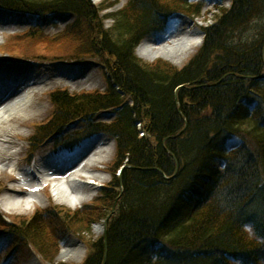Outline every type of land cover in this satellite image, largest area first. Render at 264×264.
I'll return each mask as SVG.
<instances>
[{"label": "trees", "instance_id": "trees-1", "mask_svg": "<svg viewBox=\"0 0 264 264\" xmlns=\"http://www.w3.org/2000/svg\"><path fill=\"white\" fill-rule=\"evenodd\" d=\"M203 6L204 0H130L108 15L115 22L104 28L91 21L98 10L91 0H0L2 8L38 18L29 31L11 35L0 52L47 58L36 54L33 43L39 42L52 56L67 51L111 57L107 90H54L57 110L40 129L49 137L82 119L83 135L62 136L65 147L105 132L117 140V167L126 166L103 188L97 209L58 207L19 219L26 236L0 214V235L12 237L13 247L20 235L50 255L53 234H46L44 220L55 211L80 230L111 213L107 254L103 235L82 264H264V0L219 6L202 28L203 43L182 67L163 60L149 64L136 55L148 33L165 28L169 14L200 15ZM52 12H73L76 20L51 36L39 18ZM110 108L116 112L111 123L95 121L98 111ZM234 137L241 144L230 151Z\"/></svg>", "mask_w": 264, "mask_h": 264}, {"label": "rangeland", "instance_id": "rangeland-1", "mask_svg": "<svg viewBox=\"0 0 264 264\" xmlns=\"http://www.w3.org/2000/svg\"><path fill=\"white\" fill-rule=\"evenodd\" d=\"M91 1L93 5L98 8L96 18L91 17L92 23H100V25H102L104 28H109L114 24L115 20L114 18L109 17L108 13L117 9L119 10L125 8L130 0ZM230 4L231 0H204V7H202L203 9L200 15H195L190 18L183 17L179 14L172 15L169 17V22L167 25L168 27L165 31L152 32L142 40L136 49L137 57L149 64H154L160 60H163L177 67L184 66L204 41L205 32L202 28L214 21V17L219 14V6L229 7ZM103 6H111L112 8L101 10ZM34 17L35 16L31 14L22 12H9L0 9V51L2 47L8 43L12 34L21 33L29 29L34 23ZM42 18L45 33L54 36L55 34L62 31L66 26L72 24L76 17L73 13L69 12H54L44 15ZM179 30H189L190 32L193 31L194 34L191 37L193 41L187 44L185 47V44L183 45L180 43L178 48L173 51V53L164 51L162 47L174 48L177 45V42L179 41L176 40H178L177 36L180 34ZM176 34L178 35L176 36ZM147 43H150L154 50L147 57H143L140 55V52L142 51V47H144L143 45ZM33 45L38 48L35 50V52H37L36 54H40L42 56L47 54L49 56L44 59L35 58L34 61H28L14 58L17 55L11 54L12 52H5V54L8 56H0V65H2L0 67V73L3 72L1 69L5 68L3 67L4 65L11 66L13 64L15 65L17 62L19 65H34L31 66V68L34 70L32 73L33 79H29L30 81H28L31 88L25 89L23 93H20L17 95V97H15L17 100L25 96L29 98L33 94H36L37 97V99L34 100V104L26 114V111L21 112L22 115H25L23 120L26 119V123H24L23 127H19L21 137L16 135L15 138L19 143L18 148L20 149L15 162L21 171L33 170L34 172H37L38 170L36 167H39V165L46 161L47 158L49 159L50 157L54 156L53 151H55L56 147L54 142L56 141L57 135L51 136L44 143L40 142L41 139L45 138V134L40 129V123L43 124L47 122L57 110L51 93L56 89L64 88L68 89V91L72 94L81 93L84 91H106L108 87L107 61L111 60V57L106 53L100 56H96L94 54L88 56L87 54L71 52L70 55L67 53V51L54 52L55 56H52L53 52L45 53V49H43L44 46L39 42H34ZM180 49L181 51L185 50L186 53L184 54L180 51ZM70 65H72L71 71L65 69ZM50 67H53V70L46 71V68ZM34 76H41L44 80V83L41 85L34 84ZM73 76H77V78L71 79ZM125 97L128 102L132 103V98L129 95H125ZM3 103L4 102L0 104ZM0 115H2V113ZM115 117V110L110 108L98 111L95 114V121L111 123ZM20 121L22 120L19 119L16 121V123L3 124L2 127L18 125ZM35 123L39 124L35 125ZM84 128L85 122L82 119H77L69 123L68 126L65 127L64 131L58 135L70 133H78L83 135L82 132ZM22 133H25L26 137H24ZM84 138V141L81 142L79 149H77L75 152L70 153L67 151H62L61 153L57 154V158L69 159L71 161L76 159L79 155L83 156L91 146H94L91 157L89 156L91 154L90 153L84 162L88 161L90 158L91 163L93 160H97L96 163H98V165L96 166V170H94L93 173L98 175L99 178H91V180L94 182L92 184L89 183L90 186L92 185L90 187L91 190H89L86 194L82 192V190L86 188L85 184L76 183L75 188L78 190L77 193L82 198L80 200L81 202H73V204L70 205L57 200L59 190L55 186L56 182H54V184L52 183L53 185L51 189L46 186L45 188H39L32 192L35 196L30 199L35 198V201L29 203L30 205L26 210H10L8 207H11V205H9V200L5 195L4 188L8 185V183L10 184L11 182L2 178L3 169L0 168V214L7 221L11 223L13 222L15 224L14 229L20 232V234L26 236V231L23 223L17 222V220H28L33 218L34 215H40L44 212V210H56L58 207L68 208L71 212H74L89 203H92L94 206L97 200H99L98 204H100L104 197L101 186L104 185L111 187L114 177H121L123 171L122 168L117 167L116 155L118 153V149L116 138L102 132L95 133L94 135L92 134ZM240 144L241 139L234 137V139L229 140L228 149L230 151L234 150ZM214 165L220 168L223 166V162L215 161ZM86 169H90V167H86ZM9 171H11V168ZM89 179L90 177L87 178L86 183H88ZM42 186L43 185H41V187ZM53 190L56 192V194ZM52 192L55 194V196H53ZM94 207L97 209L98 205ZM89 214L93 216L92 212ZM79 215H83V217L86 219H91L90 215H87V212L80 213ZM49 220L54 222L49 224ZM49 220H44V228L46 229V234H53L51 239L52 242L54 241V246H52V249H50V255H46V253L43 250H40L38 246L34 245L30 241L26 242L25 239L19 235V239H22V241L17 247H13L15 240L12 237H10L7 241L8 250L6 255H9L11 252H13L10 255V262L8 264H82L83 260L87 259L91 254V243H93L95 240H98L105 234L104 232L106 226L103 225L105 224L104 221L93 223L92 225H89L88 223V228L80 230L70 226L71 224L69 225L66 219L62 218L61 212L55 211L52 217H49ZM48 239L49 241L51 240L50 237H48ZM1 240H3V238ZM51 244L53 245V243H50V245ZM56 253L57 255L55 256ZM4 259V252H1L0 264H3Z\"/></svg>", "mask_w": 264, "mask_h": 264}, {"label": "bare ground", "instance_id": "bare-ground-1", "mask_svg": "<svg viewBox=\"0 0 264 264\" xmlns=\"http://www.w3.org/2000/svg\"><path fill=\"white\" fill-rule=\"evenodd\" d=\"M179 33V35L176 34V36L178 35V40L176 41H179L177 42V45L174 48L162 47L164 51L173 53V51L178 48L180 43L183 45L185 44V47L187 44L193 41L191 39L194 34L193 31L190 32L189 30H182ZM143 46L144 47H142L140 55L147 57L153 52L154 49L151 47L150 43H147ZM181 52L184 54L186 53L185 50ZM1 66L2 65H0V67ZM31 66L34 65H19L17 62L15 65L13 64L11 66L4 65L3 67L5 68H2L1 70L3 72L0 73V75H2L0 76V84L2 86L9 85L6 86V90L9 94L0 99V103L4 102L3 104H0V111H2L0 112V114L2 113V115H0V168L3 169L2 178L11 182L10 184L8 183V185L4 188L5 195L9 200V205H11V207H8L10 210H26L30 205L29 203L35 201V198L30 199L35 196L32 192H34L36 189H39L41 185L48 183L47 181L56 182L55 186L59 190L57 200L70 205L73 204V202H81L80 200L82 198L79 196L77 193L78 190L75 188L76 183L85 184L86 188L83 189L82 192L86 194L89 190H91L90 187L92 185L90 186V184L94 182L91 180V178H99L98 175L93 173V171L96 170V166L98 165V163H96L97 160H93L91 163L90 158L88 161L84 162L90 153L91 154L89 156L91 157L94 146H91L83 156L79 155L74 160L70 161L69 159H63L62 161H52L50 163H45L43 164V168L37 169V172H34L33 170H19L15 159L19 154L20 149L18 148L19 143L15 138L16 135L21 137L19 127H23L24 123H26V119L23 120L25 115H22L21 112L26 111V114L34 104V100L37 99V97L36 94L31 95L29 98L25 96L18 100L15 97H17L18 94L23 93L25 89L31 88L28 82L30 81L29 79H33L32 73L34 70L31 68ZM65 69L71 71V68ZM51 70H53V67L46 68V71ZM34 77V84L41 85L44 83V80L41 76ZM76 78L77 76H73L71 79ZM13 82H17V84H12ZM19 119L22 121H20L18 125L2 127L3 124L16 123V121ZM22 135L26 137L25 133H22ZM86 167H90V169H86ZM10 168L11 171H9ZM15 171L20 176H16ZM89 177L90 179L88 183H86L87 178Z\"/></svg>", "mask_w": 264, "mask_h": 264}]
</instances>
